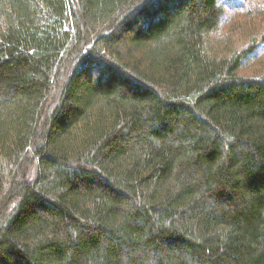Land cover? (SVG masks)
<instances>
[{"label":"trees","instance_id":"trees-1","mask_svg":"<svg viewBox=\"0 0 264 264\" xmlns=\"http://www.w3.org/2000/svg\"><path fill=\"white\" fill-rule=\"evenodd\" d=\"M230 1L0 0V264H264Z\"/></svg>","mask_w":264,"mask_h":264},{"label":"rangeland","instance_id":"rangeland-1","mask_svg":"<svg viewBox=\"0 0 264 264\" xmlns=\"http://www.w3.org/2000/svg\"><path fill=\"white\" fill-rule=\"evenodd\" d=\"M222 4L226 9L224 16L227 15L226 22L224 21L225 26L232 28V45L235 48L239 46L238 42L248 45L252 41L254 33L256 36L261 35L258 37L259 41L261 40L264 35V0H232ZM246 13L252 17L245 19ZM261 41L263 43H260L251 55V61L244 69V72L250 75L264 72V41Z\"/></svg>","mask_w":264,"mask_h":264}]
</instances>
